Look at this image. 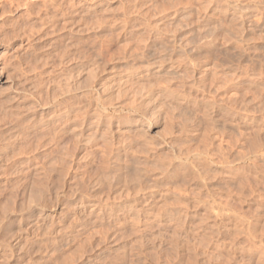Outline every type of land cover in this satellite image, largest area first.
<instances>
[{"label": "clouds", "instance_id": "obj_1", "mask_svg": "<svg viewBox=\"0 0 264 264\" xmlns=\"http://www.w3.org/2000/svg\"><path fill=\"white\" fill-rule=\"evenodd\" d=\"M17 7L0 0V144L48 150L23 168L0 158V224L17 218L20 251L67 233L57 217L75 221L84 202L81 219L102 211L97 189L131 192L137 218L141 194L181 199L165 183L173 165L186 189L200 181L207 195L222 177L235 203L251 180L264 200V0H32L13 16ZM53 117L63 123L50 130ZM220 137L243 151L225 152ZM240 164L249 171L232 176ZM187 203L169 224L151 214L134 264H246L236 252L249 243L264 264V224L250 242L223 240L216 217ZM26 217L43 227L28 231ZM126 236L117 227L113 240Z\"/></svg>", "mask_w": 264, "mask_h": 264}, {"label": "rangeland", "instance_id": "obj_2", "mask_svg": "<svg viewBox=\"0 0 264 264\" xmlns=\"http://www.w3.org/2000/svg\"><path fill=\"white\" fill-rule=\"evenodd\" d=\"M201 2L207 3L208 0H201ZM12 3L18 5L12 13L13 16H17L24 11V7L19 6H28L32 0H12ZM103 7L101 5L98 11ZM208 11L210 12L211 9ZM100 30L105 32L106 27H102ZM248 35L250 36L252 33H248ZM127 46L126 44L125 47ZM215 47L203 51H213ZM230 87L233 90L229 94L233 96H238L243 91L242 84ZM62 123L63 121H58L53 117V121L50 122V130L58 129ZM217 143L225 152L243 151L238 140L220 137ZM47 151L41 149L39 152L30 153L25 144L19 140L0 144V158L7 160L14 157L11 165L13 168L30 165ZM76 155H79L78 150ZM228 159L230 160L231 157L229 156ZM223 167L224 162L221 161L217 169L222 170ZM174 168L173 165V168L169 169V174L165 176V183L173 186V192L178 193L182 197L181 199L173 200L170 198V194L161 190L141 194L136 197V200L140 202L136 207L142 209L139 218H137L132 209L131 192L121 196L120 189L114 188L112 193L105 196L102 190L97 189L94 195L106 201L104 209L96 210L87 220L81 219V207L90 210L87 202H84L83 205L74 209L75 221L71 215L57 217L66 226L70 224L71 227L68 228L67 233L49 237L46 245L43 246L36 243L24 251H20L25 242L19 237L13 238L20 229L17 218L14 215H9L0 224V242L7 245V247L0 248V264H52L53 260H56L57 264H134L136 255L134 237L140 235L138 229L143 227L145 222L150 221L151 214L157 210H159V220L162 224L174 222L178 218V209L191 211V206L187 203L191 198L200 202L197 212L202 221L207 222L211 217H216V222L220 225L219 236L221 239L250 242L255 237L258 226L264 224V200L259 197L257 185L248 180L247 189L235 198L234 203L233 198L225 194L224 185L226 182L222 177L208 185V194L205 195L201 191L200 181H194L190 190L183 187L181 184L183 175L175 171ZM248 171L249 169L243 164L234 165L229 170L230 174L237 178L244 177ZM0 179L4 178L0 177ZM86 214L85 211L83 215ZM24 227L28 231H32V227H43V225H32L31 219L26 217ZM117 227L127 233L125 239L113 240ZM242 232L247 235H240ZM70 243L71 247H69ZM236 256L238 260L242 259L246 264H256L260 258L259 252L250 243L244 250H238Z\"/></svg>", "mask_w": 264, "mask_h": 264}, {"label": "bare ground", "instance_id": "obj_3", "mask_svg": "<svg viewBox=\"0 0 264 264\" xmlns=\"http://www.w3.org/2000/svg\"><path fill=\"white\" fill-rule=\"evenodd\" d=\"M18 4V3H17Z\"/></svg>", "mask_w": 264, "mask_h": 264}]
</instances>
